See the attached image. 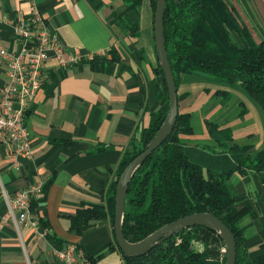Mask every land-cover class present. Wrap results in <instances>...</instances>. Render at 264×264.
I'll use <instances>...</instances> for the list:
<instances>
[{
    "label": "crops",
    "instance_id": "obj_1",
    "mask_svg": "<svg viewBox=\"0 0 264 264\" xmlns=\"http://www.w3.org/2000/svg\"><path fill=\"white\" fill-rule=\"evenodd\" d=\"M33 3L47 30L64 44L68 64L60 65L55 59L47 62L42 87L26 115L32 159L12 158V145L0 143V217L8 210L1 197L2 185L11 194L30 184L41 186L34 222L20 231L13 225L0 229V264H65L48 236L64 246H77L86 256L98 259L96 264H126L123 255L110 248L114 232L109 221L98 222L82 236L69 228L71 217L83 204L102 202L126 149L133 140H140L151 113L161 107L151 3L145 0L128 11L123 0H0L5 47L19 49L14 25L31 12ZM229 5L254 41H263L264 0H229ZM125 15L138 24L139 38L118 25ZM232 38L243 46L238 33L233 32ZM5 68L0 65V90ZM161 88L164 92L162 84ZM178 96L179 112L191 115L194 129L191 135H181L192 162L223 172L235 169L245 155L217 150L206 121L230 128L235 143L248 148L246 154L253 158L264 148V112L239 84L187 75ZM203 141L216 151L200 149ZM233 184L246 197L240 206L250 202L256 208L257 197L264 193L259 175L236 174ZM241 227L250 251L257 254L264 243V214L245 218ZM197 247L203 249L201 243ZM178 263L188 264L183 256Z\"/></svg>",
    "mask_w": 264,
    "mask_h": 264
},
{
    "label": "trees",
    "instance_id": "obj_2",
    "mask_svg": "<svg viewBox=\"0 0 264 264\" xmlns=\"http://www.w3.org/2000/svg\"><path fill=\"white\" fill-rule=\"evenodd\" d=\"M144 1L123 0L128 11L140 7ZM148 1L155 18L158 0ZM118 25L130 36L139 38V26L129 16L120 18ZM233 32L241 37L242 47L233 40ZM164 36L177 89L187 75H202L228 85L239 84L264 112V40L257 44L249 30L240 25L229 0H167ZM155 73L160 109L151 113L149 127L142 132L140 140H133L126 149L115 178L102 193V202L83 204L71 217L69 229L82 236L98 222L109 221L114 232L110 248L118 250L126 264H179L180 256L188 264H226V252H222L226 246L222 237L206 227L185 229L140 257L125 256L116 241L115 198L119 179L127 166L145 151L169 112V91L158 55ZM206 128L222 151L245 154L238 159L236 168L223 172L204 170L192 162L181 140V135L194 133L191 115L179 112L172 134L132 177L125 201V238L130 243H139L180 218L209 213L224 222L234 234L236 264H264V243L257 254L251 252L241 227L245 218L256 219L264 214V193L257 197L256 208L250 202L240 206L246 197L241 196L233 184L236 174L245 178L254 173L259 175L264 186V148L253 158L246 154L248 148L235 143L230 128L221 129L220 125L210 121H206ZM35 199L32 202L33 212L37 207ZM44 200L45 197L40 202ZM48 239L58 250H64L68 245L64 246V242L54 236H48ZM198 243L203 245L202 250L198 249ZM86 257L88 264L98 261Z\"/></svg>",
    "mask_w": 264,
    "mask_h": 264
},
{
    "label": "built area",
    "instance_id": "obj_3",
    "mask_svg": "<svg viewBox=\"0 0 264 264\" xmlns=\"http://www.w3.org/2000/svg\"><path fill=\"white\" fill-rule=\"evenodd\" d=\"M14 34L20 45L16 51L5 47L0 35V65L6 66L0 90V143L12 145V158L29 160L33 152L26 115L42 87L45 66L50 59L57 60L60 65H67L68 61L64 44L47 30L34 3L31 12L15 23ZM40 190L41 186L34 183L11 194L2 185L1 197L8 210L0 217V229L13 225L20 231L22 226L32 224V202ZM57 254L65 264H88L84 251L75 245H68Z\"/></svg>",
    "mask_w": 264,
    "mask_h": 264
},
{
    "label": "water",
    "instance_id": "obj_4",
    "mask_svg": "<svg viewBox=\"0 0 264 264\" xmlns=\"http://www.w3.org/2000/svg\"><path fill=\"white\" fill-rule=\"evenodd\" d=\"M167 0H158L154 18L155 47L161 68L169 91L168 115L151 142L143 153L137 156L122 173L116 189V206L114 231L116 241L123 254L127 257H140L152 250L156 245L166 241L175 234L192 227H206L216 231L226 246V264H236L237 245L232 231L216 216L209 213H197L180 218L165 225L139 243H130L126 240L123 231L125 201L129 185L136 170L146 159L157 150L172 134L179 115L178 89L172 72L164 36V15Z\"/></svg>",
    "mask_w": 264,
    "mask_h": 264
},
{
    "label": "rangeland",
    "instance_id": "obj_5",
    "mask_svg": "<svg viewBox=\"0 0 264 264\" xmlns=\"http://www.w3.org/2000/svg\"><path fill=\"white\" fill-rule=\"evenodd\" d=\"M259 108V107H258ZM259 110L261 111L262 109L261 108H259ZM262 112V111H261ZM201 140V139H200ZM205 143H207V142H205V141H203V142H200L199 144H198V146L200 147V149H202V150H206V151H211V152H213V151H216V148H218L217 150H219L220 148H219V146L217 147L216 146V148H213V147H207L206 145H205ZM202 168L204 169V170H208V168H206V167H203L202 166Z\"/></svg>",
    "mask_w": 264,
    "mask_h": 264
}]
</instances>
